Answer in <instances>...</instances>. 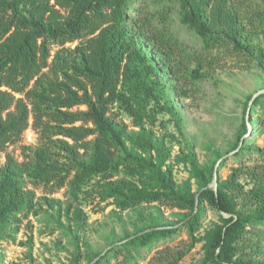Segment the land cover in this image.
<instances>
[{
	"label": "trees",
	"instance_id": "16d2710c",
	"mask_svg": "<svg viewBox=\"0 0 264 264\" xmlns=\"http://www.w3.org/2000/svg\"><path fill=\"white\" fill-rule=\"evenodd\" d=\"M150 2L0 0V242L15 239L36 208L31 186L51 193L67 187L64 214L78 228L87 218L77 206L83 192L112 200L122 211L152 203L181 211L177 221H161L158 214L156 222L110 245L150 227L176 225L194 212L197 193L212 182L224 153L209 147L211 162L199 161L175 96L189 97L191 87L183 83L204 79L229 57L237 58L241 68L264 69V44L256 41L264 35V0ZM174 15L201 39L200 50L188 51L177 37ZM251 97L245 101L246 116ZM263 98L253 101L250 115ZM114 108L125 112L132 125L118 119ZM164 114L176 132L155 131L158 123L166 126L160 119ZM250 123L251 135L259 122ZM30 126L39 141L22 147L20 161L7 148ZM248 131L244 118L231 150ZM250 135L235 156L250 153ZM176 144L180 150L173 155ZM254 151L258 162L235 167L225 180L221 169L227 159L221 162L218 195L202 191L196 214L185 224L143 233L110 248L94 264H106L124 251L129 264L131 248L149 247L182 229L191 242L185 251L169 253V264H179L198 242L204 251L199 264H264L249 252L258 250L252 237L264 236V147ZM180 165L190 176L179 183L175 167ZM241 176L248 184L240 182ZM206 205L219 212V222L200 236ZM101 253L94 252L88 264ZM84 257L77 243L71 264H81Z\"/></svg>",
	"mask_w": 264,
	"mask_h": 264
},
{
	"label": "rangeland",
	"instance_id": "374dc122",
	"mask_svg": "<svg viewBox=\"0 0 264 264\" xmlns=\"http://www.w3.org/2000/svg\"><path fill=\"white\" fill-rule=\"evenodd\" d=\"M142 1L151 3L150 0ZM172 28L188 51L202 48L201 39L196 36L194 30L182 24L177 15L173 16ZM256 41L264 44V35ZM75 44L76 42L68 43V46ZM218 67L202 80L191 83L187 79L183 84L191 87L190 96L187 98L175 96V100L183 117L187 138L192 142L199 161L205 165L213 159V152L209 147L224 154L231 150L238 139L244 118L250 125L251 119L259 122L257 125L259 129L249 134L252 142L250 153L247 152L243 158L235 155L226 158L227 162L221 169V178L225 180L235 167L258 162L259 155L255 153L254 148L264 147V98L253 115L248 112L247 116L245 114L247 96L264 89V69L256 66L251 69L241 68L238 59L233 57L222 61ZM113 111L117 113L118 119L132 125V119L125 112L117 108ZM160 119L166 122V126L158 123L154 127L159 135L176 132L174 124L168 120L169 115H161ZM253 129L255 128H251V132ZM38 141L39 134L30 126L23 133L21 140L10 145L7 150L22 161V147L24 145L34 147ZM179 150L180 145L176 144L173 155L179 153ZM4 161L5 155L1 158V162ZM175 175L179 183L190 176L183 165L175 167ZM240 182L248 184V179L241 176ZM30 188L36 194V208L23 221L15 239L0 242L3 264H71L70 260L77 249V243L85 255L81 264H88V258L94 252H103L113 240H119L126 232L133 233L137 227L156 222L154 218L158 214L161 221L172 222L179 219L181 212L177 208L160 206L158 203L122 211L112 200L104 202L96 195L83 192L77 206L84 210L87 218L78 228L64 214V209L70 201L67 187L54 193L43 186ZM54 199L60 203L52 207ZM218 222L219 212L206 205L199 235H203ZM252 239L258 250L254 252V249H250V254L264 261V236L262 238L255 236ZM190 242L187 231L182 229L172 237L160 239L149 247L131 248L134 259L129 264H169V253L185 251ZM202 246L203 242L196 243L186 252L179 264H199L204 256ZM127 254L128 252L124 251L118 257H110L106 264H127L124 262Z\"/></svg>",
	"mask_w": 264,
	"mask_h": 264
},
{
	"label": "water",
	"instance_id": "95a60500",
	"mask_svg": "<svg viewBox=\"0 0 264 264\" xmlns=\"http://www.w3.org/2000/svg\"><path fill=\"white\" fill-rule=\"evenodd\" d=\"M261 94H264V89H262V90H259V91H257L256 93H254L253 95H252V97H251V99H250V101H249V107H248V113H249V110H250V107H251V105L253 104V101L258 97V96H260ZM247 113V114H248ZM247 126H248V134L247 135H245L242 139H241V141H240V143H239V146L236 148V149H234V150H231V151H229L228 153H226V154H224L222 157H220L219 159H218V161L216 162V164H215V166H214V172H213V179H212V182L210 183V184H208L207 186H205V187H203V188H201L200 189V191L197 193V195H196V206H195V210H194V212L192 213V215L191 216H189V217H187L186 219H184V220H182L180 223H178V224H176V225H173V226H159V227H150V228H148V229H146V230H144V231H142V232H139V233H137V234H134V235H132V236H130L129 238H127V239H125V240H123V241H119V242H115L114 244H112V245H110L107 249H105L100 255H98L90 264H94L97 260H99L110 248H112V247H114V246H116V245H119V244H122V243H124V242H126V241H128V240H130V239H132V238H135V237H137V236H139V235H142L143 233H146V232H149V231H152V230H155V229H161V228H172V227H175V228H177V227H179V226H181V225H183V224H185L186 223V221H188V220H190L191 219V217L193 216V215H195L196 214V212H197V210H198V208H199V199H200V193L202 192V191H204V190H206V189H211V190H213V191H215L216 193H217V195H218V168H219V166H220V164H221V162L222 161H224L226 158H228V157H230V156H232V155H235L238 151H239V149H240V147L243 145V143H244V138L245 137H247L249 134H250V132H251V125L249 124V123H247ZM222 214H223V216L224 217H226V218H228V217H231L232 216V214H228V213H225V212H222ZM235 219H236V217H235ZM219 252V249H218V251H217V253Z\"/></svg>",
	"mask_w": 264,
	"mask_h": 264
}]
</instances>
